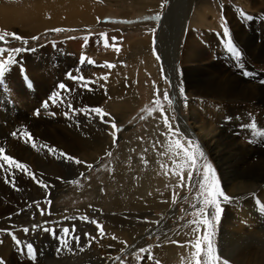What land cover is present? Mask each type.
Segmentation results:
<instances>
[{"label": "rangeland", "instance_id": "1", "mask_svg": "<svg viewBox=\"0 0 264 264\" xmlns=\"http://www.w3.org/2000/svg\"><path fill=\"white\" fill-rule=\"evenodd\" d=\"M83 1L86 3L98 4L101 7L102 11L100 12L105 13L106 15H104L99 19L98 21L99 23L95 22L90 25L83 22H78L77 23L78 25L75 24L76 26L74 24L73 25L68 24V26L59 25L53 27H46L41 31L32 32L31 34H29L28 45H23L21 41H17L9 38V44L7 45L8 47H28L31 49H35V51H26L24 53H21L17 57L19 64L13 66V69L15 67V69L17 70V74L12 79L6 78L7 82L1 89V92L3 93L1 95H7V97L10 100V104L11 105L14 104L13 106L16 108V113L24 109L20 101L22 102V98L27 96L29 99H27L26 101L28 100L30 101L29 108L27 110L25 109L27 111L28 117L30 119L39 121V123L41 122V125L44 126L45 128L46 127L52 128V124H53L54 127L56 126L58 128L62 127V129L65 130L64 128L70 127L72 126V124L74 126L77 124L81 125V122L86 120V118L89 117V115L83 112L70 111V115L74 113L77 116H75L72 120L66 121L65 115L58 113L56 110H54V108L52 109V107H56L58 105V102L53 104L49 100V97L52 95L53 92L60 91L61 96L63 98H66L70 94L71 95L73 94L74 90H72L71 92L62 91L58 89V85L60 83H65L69 89H73V82L76 83H80V82L70 80L67 74L72 73L73 75H77V69L79 68L80 72L84 75L86 79L97 80V83L90 85V87L94 86V88L96 89L102 88L100 87V85L104 84V82H107L106 84L111 87L116 85L115 79L121 75H123L125 78L127 77L126 79L131 78L130 80L129 79L128 80L131 85L130 87H132L131 88L132 92L130 91L129 94L130 96H127L126 98L129 97L135 98L138 104L134 109L129 111L128 115L124 118H122V116H119V114L124 113L123 108L120 107L122 105L120 104L122 101L121 98L118 99L115 98V100H113L112 102L103 103L100 105L95 104L92 105L91 107H83L81 105L74 107L73 109L100 107L105 112L109 113L110 115L106 116L105 120L109 122L115 120L117 127L122 129V131L117 133L116 142L113 145L105 148L101 154L99 153L95 154V156L97 157L95 158V161L89 162L87 161V159H83V161H86L87 164L93 165L91 169H89L85 164H82V167L84 166L86 170L81 169L78 172H74L75 170L72 171L70 170V172L66 171L69 174L68 178L66 176H64L63 178L62 176L59 175V177L57 178L58 183H60L59 186H56L55 182L51 181L49 174H46L44 170L40 171L38 169H35L33 165L32 167L29 166L31 169H33V172L36 173L37 178L44 180L47 184L50 185V187L46 190L43 187L39 186V184H37L36 181L33 180L31 177H29L27 174H24L25 177L27 178V181L28 182L30 181L28 184H26L28 194L30 196L31 191H33L34 194L32 197L30 196V199L32 198V200L30 201L29 206H27V208L25 209V212L27 213V215L24 218L25 223L24 222L17 223L19 224L17 225L15 224V222L10 221L11 218L15 219L16 217H20V215L23 214L22 209H18L14 211H12L11 209L10 210L6 209V211L4 212L5 213L4 219L9 220V222L5 223L4 225V223L0 220V229L8 228L7 230H14L15 234L18 235L17 236L18 238L26 242L33 243L38 250L37 261H40V259H42V261H45L46 259L53 258L52 256H55L56 258H61L60 256L65 257L66 253H70V251H68L67 249H61L59 240L53 237L50 233L44 232L40 228L32 230V225L38 222L36 225H40L42 227L56 228L57 235H60L61 227L68 226L69 228H71L72 225H75L76 234L80 236V240L79 242H76L75 240H72L71 237H69V240L71 241V249L75 250L74 253L79 252L82 255H85V253L83 252L86 251V247L89 245L88 244L89 237L86 236L85 233H89V234L94 233L92 234V236H96L97 239L95 241H92L90 245L92 247L97 246L98 250L101 252L102 255V257L98 258L96 261L102 262L104 260H108L110 261L108 264H120V261L113 259L116 256H120L121 259L124 260L125 264H138L137 260L135 259L134 253L137 252L139 248L147 247L149 244H151L153 245L152 255L154 257V260H148L147 253H145L142 254L145 257V259L140 261L139 264H155V260H158L159 264H172L173 257L172 254H170V251L167 249L164 251L162 250L163 245H169V244L171 245V243L166 242V237L162 238L161 235H159V233L157 232L154 233L155 230L154 232L149 231L151 233H144L145 239L148 241V243H142L141 242L142 237L140 236V234L138 235V232L134 231L133 229H132L133 231H131L129 230L130 228L126 229L127 231L121 232L118 229L114 228L112 226L113 224H110L109 220H104L102 217H100V215H95V212L97 209H102L106 211L110 210L112 206L116 203L117 199L122 198L124 196H126L125 198L127 200V203L130 204L136 201L137 199H140L141 196L139 195V193H141L142 190L138 188L139 181H141L142 179H143L142 181H144L146 176L147 177L156 176L161 174L162 171H164L162 168L161 169L154 168L155 166L154 163L158 159L159 161H163V160L165 161L166 159L168 165L171 166L172 163L171 159L168 156L160 155V153L166 151L165 145L168 143V138L164 134L166 133L167 129L163 124L161 114L157 111L149 115L146 109L154 106L153 101L156 99V94H155L156 90L160 89L161 90L160 99L165 106V112L167 113L170 119L172 118L173 115L175 116V120L172 121L173 124L175 122L174 125L179 124L178 121L180 119L181 114L183 115L189 114V109L184 104V98L182 97V100L179 102L178 101L179 98L177 97L176 91L174 90V87H176L175 84L178 85V87L180 86V84L179 81L177 82L178 70H176L175 67L176 61H172L173 58L175 57L176 52H178L177 49L179 48V51L182 50V43L184 42L186 37H188V34L191 33L193 37L195 36L194 38H197L198 36L200 39L202 37L206 38V40L207 38L209 40L215 39V49L211 50L212 54L213 55L215 54L214 60L215 58H217L216 56L222 58L224 64L232 68L233 70L235 69L236 73L237 74L239 73L240 77L248 79L249 81L252 82L255 80L256 81L264 80L263 79L264 70L262 69L260 70L257 64H253L250 62L245 63V59L248 60L247 58L244 57L245 59L242 61L241 58L237 59L231 52L227 50L225 46L226 37H224L223 35V28H222V24L226 19L233 42L239 47L241 52L244 51L243 46L235 36L233 22L231 19L232 17H230L228 14L229 11L232 13V15L236 14L237 16H239L238 21L240 25H242L243 27L247 26L249 29L251 28L253 32H255L254 34L257 36L258 43H262L261 40L264 33V8L262 7L260 8V5L254 7V5L251 3L248 9L247 4H245L241 0L240 1L239 0H205V5L207 7L204 6L202 12H199V10L201 11V8L200 9L198 8L200 0H185V1L175 0L174 5L172 6L173 10L171 9L172 20L170 23L166 24L165 37H167L168 35V37L166 38L167 41L165 43V37H164L162 42L159 43L158 38L161 30V27L159 25L160 22L165 18L164 15H166V10H167V8L164 7H167L169 4L168 2L171 0H167L166 4H165V0H149V2L148 0H146V2L144 0H122V1L121 0H117V1L116 0H109V1L83 0ZM141 3L144 5L142 6ZM162 4H164V7H161ZM23 5H25V2L16 4L17 7ZM140 9L142 10V12ZM195 11L197 12V14L195 13ZM157 13L162 14L159 20L144 19V17L146 16H155ZM242 13H244L247 16H251L252 19L251 20L246 19L245 15H242ZM42 16L44 18L49 19L48 17L51 15L45 14ZM207 17L209 18V20ZM202 18L203 20L206 18L204 20L205 22L202 21ZM197 20H199V24ZM122 21H131V23H123ZM35 22L36 20L32 19L31 21H29L28 24H26L25 27L23 26L21 27L20 25H19L20 27L14 25L13 26L18 28L19 30H23V29L28 30ZM171 23L172 24L174 23V25H172ZM205 23L206 25H204ZM83 24H85L86 26ZM61 26L62 29H66V31H61V32L50 31L51 29L61 28ZM152 28H155L154 34L151 31H149V29ZM179 28L182 30H179ZM0 30H6L10 32L13 29L4 26L3 21H0ZM15 33L24 37L22 33L19 32H15ZM100 33L107 34L109 46L108 47L104 46L103 48L104 50H94L95 54L91 53L90 50L92 44L91 41L95 37H99L102 42ZM148 34L153 35L152 39L150 41L147 42L142 41L140 43L139 40L147 38ZM32 36H38L40 37V39L33 41L31 40ZM176 36L179 37L177 38ZM112 37L117 38L115 42V47L112 46L114 43L111 39ZM82 38H84V40L83 43H81L79 50L74 48L72 49L70 46H68V42L76 41L79 39L82 40ZM172 44L173 46H171ZM96 46L98 47V45ZM96 46H94V48H97ZM116 47L120 49L119 52L115 50ZM160 50L163 51L164 53L161 52ZM169 51L172 53H169ZM81 55H85L88 58L94 60L95 64L85 63L84 65H81L80 64ZM157 55L159 56V59H157ZM31 56H33V58H31ZM74 56L77 57L75 58ZM36 57L37 58L42 57L45 60L48 58L46 64L44 66L37 65L36 64L37 61L36 62L34 61L36 60ZM66 58L68 59L66 60ZM168 60L170 61L169 63ZM105 62H108L109 64H114L115 67L111 69L101 67L100 65H103ZM131 63H133V65ZM241 63H243V67H241ZM30 65L36 67L38 69V72L41 71V73H44L50 82L52 81L50 84L51 86H53V89L51 87L50 91L47 93L48 97L46 95L45 97H40L37 95V87L35 86V81L32 75L30 74V67H31ZM247 65L250 67L251 70H248L249 67L247 68ZM171 66L173 69L171 68ZM87 68L89 69V71ZM172 70H174V72ZM24 72L29 74L33 79V87L30 88L24 82V79L22 77V73ZM123 72L124 73L128 72V73L123 74ZM245 72H249L251 73V75H245L244 74ZM104 75H108L107 81H104L103 79H97L103 77ZM166 76H167V82L164 78ZM162 82H164L165 85ZM131 83L134 84V86ZM92 88L93 87H91V89ZM163 89H167L169 91V94L171 93L170 96L174 100L172 109H169L167 107L166 102L163 100ZM135 95L137 96L139 95V97ZM174 98L175 99L178 98V99L175 100ZM141 100H143V102ZM45 101H49V107L47 109L42 107ZM31 103L33 104L32 106ZM60 103L61 102H59V104ZM65 105L66 104L63 103L64 106L63 108L66 107ZM116 106L119 107L117 108ZM236 108L242 111V114L244 115L242 114L241 115L243 117H252L257 115L256 113L257 111L254 112V111L245 110L247 112H244L241 108L239 107ZM37 109H39L41 113L39 116L35 115ZM235 111H237L235 108L232 109L231 117L238 115L234 113ZM52 113H55V115H52ZM91 117L95 119L97 122H93L90 118L89 119L87 118L89 124L94 125V123L95 124L100 123L101 125L108 126V128L111 129L110 123L102 122L99 119V117H97L95 114H91ZM141 117H144V119H141ZM231 117L230 119H233ZM15 118H16L15 122H17L18 124L19 118L17 116ZM254 120L256 125H259L260 124L259 122L264 123V118L261 119L255 118ZM157 125H159L158 130L154 128ZM178 126L180 128V131L182 132L180 125ZM111 132L112 130L109 132L107 131V134L111 136L110 135ZM195 140L198 141L199 144L202 146L201 139H195ZM241 140L245 142V140L247 139L244 137L241 138ZM250 143H253L255 147L257 146V148L262 146V142L260 138H257L256 140ZM1 144L2 143H0V146H2ZM55 148L58 150V153L59 152L67 153V151L62 149L59 145H56ZM203 150L206 153L208 161H210L212 165L215 167L217 176L220 181V185L222 187L225 177L223 172L221 171L219 163L217 162L216 159L213 158L212 153L208 149L203 148ZM108 152H111L112 155L108 156L107 155ZM68 155L74 156L73 154H68ZM52 156L59 158V160L62 163L72 162L59 156V154ZM74 157L77 158V156ZM142 157L143 160L148 161L147 164L143 163ZM80 160L82 159L80 158ZM60 169L62 170L60 171ZM63 172L65 173V170H63V168L60 167L59 164V173H63ZM81 173H83V175H81ZM118 176L121 177L119 178ZM167 176L169 177L170 173ZM173 178H174L173 185L169 184V180H166V182L164 183L166 184L167 187L164 188L165 187L164 186L161 191L168 192L173 190L179 193V197L176 203L177 213L175 214L173 213L172 216L171 214L169 215V213L167 214L168 215L167 219H169V223L171 224V229L174 232L175 230L179 229L181 225L186 223L188 219L192 218L190 213L194 211V209L191 207V205L193 203H196L194 197L196 191L198 190L196 184V180H198L197 179L198 177H194V183L192 185L191 191H189L187 188H176L175 186L179 178L175 176H173ZM185 179H187V172H185ZM76 180H79V184L72 183V181H76ZM65 181H67V183ZM157 192H160V190H158ZM184 197H187V199H184ZM13 199L14 201H16V198L14 196ZM47 200H51L52 202L51 205L46 203ZM35 202H39V207ZM90 205L91 207H89ZM52 206L53 207L56 206L58 210L55 209L56 210L55 211L54 209H52ZM222 206L224 208V211L221 215L220 222L217 225V231L215 237L217 244H219L218 242H220V230L226 212V204L224 203ZM129 207L133 208V206L131 205H129ZM41 208L46 209V211H49L51 214L41 215L40 214ZM90 209L91 211L93 210L94 214L90 211ZM161 213H163V210L161 208H156L154 211V215L156 214L158 215ZM185 213H188L189 215H185ZM85 214H87L90 218L96 219L97 221H99L104 225V229L106 233L104 237L99 236L96 230V226L94 224L81 221L79 219L76 220L64 219L65 216L80 217L81 215H85ZM260 214H261L260 217L262 218L261 220L264 223V214L262 213ZM181 216H184V220L179 219ZM150 218L153 219L152 217H148V219ZM42 219H46L45 221H47L48 223L46 224L43 223ZM141 222L144 221L141 220ZM91 225H94L95 227L93 228L91 227ZM21 226L23 228L28 227L30 231L28 233H24L22 231ZM187 231H189V229L184 228L181 230L180 236H174L173 232H171L167 237H170L171 239H176L180 243H183L184 240L186 239L183 233ZM113 235L116 236L117 239L113 240L112 239ZM0 236H1L0 241L1 239L3 241L2 244L0 243L1 245H3V246L0 245V248L1 247L3 248L5 246L4 249L7 248L6 250H8V256H7L0 249V254H1L0 258L5 257V259H3L5 261V264H9V263L14 264V262H12L10 259L11 257H9L11 253L17 264H19L20 262L21 263L33 262L30 259H28L24 253L21 252V248L16 245V243L12 240L11 236L8 235L7 232H3L2 234L0 233ZM133 237L134 238L136 237L135 240ZM121 241H126L127 243L122 244ZM12 245H14V247ZM110 245L111 247H109ZM172 246L178 247V245H174V244H172ZM10 247L13 248L11 249ZM46 248L48 252L46 251ZM58 249L60 250L58 251ZM9 250L12 251L10 252ZM223 256L229 259L225 255ZM16 259H18V261ZM91 260L89 262H91ZM230 264L233 263L230 261Z\"/></svg>", "mask_w": 264, "mask_h": 264}, {"label": "bare ground", "instance_id": "2", "mask_svg": "<svg viewBox=\"0 0 264 264\" xmlns=\"http://www.w3.org/2000/svg\"><path fill=\"white\" fill-rule=\"evenodd\" d=\"M144 1L146 2V0ZM241 1L247 4V8L250 7L251 3L254 5V7L260 5V8H264V0ZM21 2H25V5L17 7L16 4H20ZM168 3V6L166 5L167 7H164L167 8L166 15H164L165 18L160 22L159 25L161 27L160 35L158 38L159 43L162 42L166 35V24L170 23L172 20L171 9L175 3V0H171ZM141 5L143 6L144 4L141 3ZM204 6H206L205 0H200L198 8H201V11L199 10V12H202ZM100 11L102 10L98 4L86 3L83 0H0V21H3L4 26L13 29L10 32L22 33L25 38H28L29 34H31L32 32L41 31L46 27L59 25L68 26V24L75 25L78 22H83L90 25L95 22L99 23V20L97 18L100 19L101 17L106 15L105 13H102ZM195 13L197 14L196 11ZM45 14L51 15L48 17L49 19L42 16ZM228 14L230 17H232L231 19L233 22L235 36L244 49V51L241 52L242 61L247 58L249 61L245 59V63L250 62L253 64H257L260 70H264V33L262 32V43H258L257 36L254 34L255 32H253V30L251 28L249 29L247 26L246 29V27L240 25L238 21L239 16H237L236 14L232 15V13L229 11ZM32 19L36 20V22L28 30H19L18 28L14 27H25L26 24H28ZM204 20L202 18V21ZM197 21L199 24V20ZM172 25H174V23ZM204 25H206V23ZM179 30L182 29L179 28ZM152 37V34H148L147 38L139 41L140 43L142 41L147 42L150 41ZM167 37H165V43L167 41ZM194 37L191 33L188 34V37H186V39L182 43V50L179 51L178 48V52H176L174 57L175 60L174 58L172 60L176 61L175 67L176 70H178L177 82L179 81L180 86L182 85L185 89V95L187 96V107L189 109L188 115H180L178 125H180L181 130L185 134V136L193 139H201L202 147L204 149H208L212 153L213 158L216 159L219 163L221 171L223 172L225 177L224 183L222 184V189L228 196L233 198L230 202L225 203L226 212L221 225L220 242H218L219 244H217L219 251L223 255L228 257L229 261H231L233 264H264V223L262 222V218L260 217V213L264 214V207H262V202H264V139H261L258 136H254L253 130L247 127L250 122L255 121V118H264V78L262 79L263 81L255 80L252 82L248 79L240 77L239 73L237 74L235 69L233 70L232 68L224 64L222 58L216 56L217 58H215L214 60L215 54L213 55L211 50L215 49V39L209 40L207 38L206 40V38L204 37H202L201 39L198 36L197 38ZM83 40L84 38H82V40L79 39L76 41L68 42V46H70L72 49L74 48L79 50V47L81 43H83ZM91 42V53H94V50H104V44L101 42L99 37H95ZM96 45H98V47ZM94 46H96L97 48H94ZM171 46H173V44ZM169 53L172 52L169 51ZM42 57H36V60H34L35 62L37 61L36 64L39 66H44L48 59L47 58L45 60ZM31 58H33V56H31ZM67 59L68 58H66V60ZM169 62L170 61L168 60V63ZM133 63L131 64L133 65ZM248 67L249 66L247 65V68ZM248 70H251L250 67L248 68ZM172 71L174 72V70ZM125 73L123 72V74ZM16 74L17 70L14 67V69L12 68L11 72L7 74V79L14 78ZM30 74L35 81V86L37 87V95L40 97H45V95L47 96V93L50 91L51 87L53 89V86H51L50 84L52 81L50 82L47 79L46 75L44 73H41V71L38 72V69L33 65L30 67ZM126 78L123 75L118 76V78L115 79L116 85L112 87L107 85V82H104L103 85L105 87L103 88L96 89L94 88V86H91L93 87L91 91L81 87L80 83L73 82V94H70L66 98H63V103L66 104V107L63 108V103L59 104L58 102V105L56 107H52V109L54 108V110H56L58 113L64 115L65 111L69 109V104L72 105V108L79 105L83 107H91L95 104L100 105L103 103H109L115 100V98H121L122 101L120 104L122 105L120 107L123 108L124 113L119 114V116H122V118H124L128 115L129 111L134 109L138 104L135 98H126L127 96H130L129 94L132 88L130 87L131 85L129 82L131 78H128L129 80ZM132 85L134 86V84ZM175 86L176 87H174V90L176 91V95L179 98L178 101L180 102L182 100V96L179 94L178 85L175 84ZM1 89L2 87H0L1 145L6 148L7 154L13 155L22 163H26L30 167H32L33 165L35 169H38L40 171L44 170L46 174H49L51 181L55 182L56 186L60 185L57 180L59 175L63 178L64 176L68 178L69 174L66 171L70 172V170H75L74 172H78L81 169H85V167H82V164H74L73 162L62 163L59 158L52 156V154H49L47 150L42 149L38 151L31 147L30 143H25L22 138H19V134L18 137H12L10 134L13 131L27 128V130L31 132L32 137L35 139L38 145L47 144L52 147H56V145H59L62 149L67 151L68 154H73L74 156H77V158H81L82 160L87 159V161L89 162L95 161V158H97L95 154H101L105 148L114 144L112 136H109L107 134V131L109 132L112 129H109L108 126H103L100 123H94V125L89 124L87 118H90L93 122H97L91 117V115H89L86 120L81 122V125L77 124L74 126L72 124V126L64 128L65 130H63L62 127H54L53 124L52 128H45L41 125V122L39 123V121L30 119L28 117L26 110L30 106V101H26L27 99H29L27 96L22 98V102L20 101L24 109L16 113V108L13 106L14 104H10V100L7 95H1L3 94L1 92ZM137 97H139V95ZM141 101L143 102V100ZM32 105L33 104L31 103V106ZM116 107L118 108L119 106ZM232 107L237 110L234 112L235 114H238L237 116L231 117L232 109H234ZM236 107L241 108L244 112L257 111V115L252 117H243L242 115L244 114H242V111L238 110ZM67 112L70 113V109ZM16 116L19 118L18 124L17 122H15ZM70 116L71 117H66L65 120H72L77 115L72 113ZM230 117L233 119H230ZM259 123L260 124L257 125V127L261 130H264V123ZM158 126L159 125L154 128L158 130ZM244 137L247 139L245 140V142L241 140V138ZM257 138H260L262 142V146L258 148L257 146L255 147L253 143H250ZM163 161H159L158 159L154 163V168L161 169L162 163L168 165L166 159L164 162ZM59 164L60 167L65 170V173L63 172L64 174L59 173ZM61 170L62 169H60V171ZM24 174L25 173L19 171H14L15 187H13V184L11 182L12 174L0 170V220L4 223V225L5 223L9 222V220L4 219V212L6 211V209H11L12 211L18 209L23 210V214L20 215V217H16L15 219L11 218L12 220L10 219V221L15 222V224L24 222V218L27 215L25 209L27 208V206H29L30 201L32 200V198L30 199V196L32 197L34 194L33 191H31L29 196L26 184H28L30 181H27V178ZM118 177L120 178L121 176ZM142 180L139 181L138 187L140 190H142L141 193H139V195L141 196L140 199H137L130 204L127 203V200L125 198L126 196L118 198L116 203L110 210L107 209L108 211H106L97 209L95 215H100V217H102L104 220H109L110 224H113L112 226L121 232L127 231L126 229L129 228V230L131 231L134 230L138 232V235L140 234V236L142 237L141 242L148 243V241L145 239L144 233H151L149 231L154 232L155 230L154 233L157 232L159 233V235H161L162 238H165V233L168 236L171 232H173L171 229V224L169 223V219H167V214L169 213V215L171 214L172 216L173 213H177V206L176 204H173L171 202V198L174 192L173 190L168 192L161 191L164 186V188L167 187L164 183L166 182V180H169V184L173 185L174 178L171 174L168 177L164 174V171H162V173L159 175L149 177L146 176L145 180ZM65 182L67 183V181ZM158 190H160V192H157ZM13 196L16 198V201H14ZM129 205L133 206V208H130ZM156 208H161L163 210V213L154 215V211ZM52 209L58 210L56 206H52ZM91 212L93 213V210ZM148 217H152L153 219H148ZM42 220L43 223L46 222V219ZM141 220L144 222H141ZM157 220H161V223L159 225L154 223ZM91 227L94 228L95 226L91 225ZM21 228L23 227L21 226ZM16 236L18 235L16 234ZM12 246L14 247V245ZM4 247H1L0 249L8 256V250H6L7 248L4 249ZM96 248L97 246L92 247L91 245H88L86 247V251L83 252L85 253V255H82L79 252L74 253L75 250L72 249L70 253L65 254V257L60 256L61 258H56L55 256H52L53 258L46 259L45 261H42V259H40V261L37 262H20L19 264H108L110 262L108 260H104L102 262L96 261L98 258L102 257L101 252L98 250V248ZM162 248L163 251L167 249L170 251V254H172V264H181V256L186 255V250L179 246L174 247L172 246V244H169L163 245ZM46 251L48 252L47 248ZM9 257H11L10 259L12 262H14V264H17L12 253ZM2 259H5V257ZM16 260L18 261V259ZM90 260L91 262H89Z\"/></svg>", "mask_w": 264, "mask_h": 264}, {"label": "snow or ice", "instance_id": "3", "mask_svg": "<svg viewBox=\"0 0 264 264\" xmlns=\"http://www.w3.org/2000/svg\"><path fill=\"white\" fill-rule=\"evenodd\" d=\"M167 0H165V4ZM164 7V4L161 5ZM161 13H157L155 16H146L144 17L145 20H159ZM242 15H245L242 13ZM246 19L251 20V16L245 15ZM99 20V18H97ZM123 23H131V21H122ZM223 28V35L226 37L225 46L229 52H231L237 59L241 58V51L239 47L233 42L231 38L230 29L228 27L226 19L222 24ZM50 31L54 32H61L66 31V29L62 28H55L51 29ZM153 34L155 33V28L149 29ZM102 38V42L105 47H108V39L106 33H100ZM9 38L17 41H21L23 45L29 44V39L18 35L15 32H9L6 30H0V87H3L6 84L7 74H9L13 68L19 64L17 57L26 51H35V49H31L28 47H8ZM40 37L32 36L31 40H39ZM113 43V47H115L116 37L111 38ZM117 52L120 51L118 47L115 48ZM7 54V55H5ZM157 59L159 56L157 55ZM85 63L88 64H95V61L88 58L85 55H81L80 57V64L84 65ZM101 67L105 68H114V64H109L105 62ZM241 67H243V63H241ZM245 75H251L249 72H245ZM70 80L79 81L81 87L91 91L90 85L97 83V80H89L84 77V75L80 72V69H77V75H73L72 73L67 74ZM103 79L104 81L108 80V75H104L103 77L97 78ZM167 82V77H165ZM28 86H31V81H28ZM100 87H105L103 84ZM58 89L62 91L71 92L72 89H69L65 83H60L58 85ZM106 90V89H105ZM160 89L156 90V99L153 101V107L147 108L146 111L151 115L154 112H159L162 117V121L164 126L166 127L167 131L164 133L168 138V143L165 145L166 151L160 153L161 156H168L172 163L171 166L167 164H161V168L164 170V174L168 175L169 173L172 176L178 177V182L176 184V188H187L191 191L192 185L194 183V177H198L197 184V191L195 193V201L191 207L194 209L190 213L191 219H188L186 223L180 226L179 229L173 232L174 236H180L181 230L184 228L189 229V231L184 232L183 235L186 237L183 243H180L176 239H171L170 237L166 236V242L171 243L174 245H178L181 248L186 250V255L181 256V264H230L229 259L225 258L223 254L219 251L217 243H216V231L217 225L220 222L221 215L224 211L223 204L226 202H230L233 198L228 196L222 189L220 185L219 178L216 173L215 167L212 165L210 161H208L206 153L204 152L202 146L193 138L185 136L183 132L180 131L178 125H174L172 121L175 120V116L173 115L170 119L167 113L165 112V106L161 102L160 99ZM179 94L184 98V104L187 106V96L185 95V89L181 85L178 88ZM49 100L55 104L57 102L63 103V97L61 96L60 91L53 92L52 95L49 97ZM163 100L166 102L167 107L169 109L173 108L174 100L170 96L169 91L167 89H163ZM43 108L47 109L49 107V101H45L42 105ZM70 111H77L83 112L87 115L95 114L99 119L104 123H110V127L113 130L110 135L113 138V143L116 142L117 133L122 131L121 128L117 127L115 120L107 121L105 120L106 116L110 114L105 112L100 107H92V108H82V109H73L72 105H68ZM144 111V110H142ZM40 110L37 109L35 115L39 116ZM55 115V113H52ZM64 115L66 117L70 116L69 112H65ZM144 119V117H141ZM248 128L253 130V135L258 136L261 139H264V130H261L257 127L255 121L250 122L247 125ZM22 138L25 143H30L31 147L36 150L46 149L52 155H57L63 157L66 160L72 161L75 164H85L89 169L93 167L91 164H87L85 161L80 160L74 156L68 155L64 152H59L55 147L49 146L47 144H40L38 145L35 139L32 137L31 132L27 130V128H22L17 131H13L10 135L12 137ZM108 156H111L112 153L108 152ZM143 160V157H142ZM143 163L147 164V160H143ZM0 170H3L6 173L12 174V184L15 187L14 182V171H19L22 173L27 174L33 180L36 181L44 189H48L50 187L44 180L38 179L36 173L29 167L28 164L22 163L20 160L16 159L13 155H9L6 153V148L0 146ZM185 172H187V179H185ZM83 175V173H81ZM72 183L79 184V180L72 181ZM179 197L178 192H173L171 202L173 204L177 203ZM187 199V197H184ZM39 207V202H35ZM47 204L51 205V200L46 201ZM91 207V205L89 206ZM262 207H264V202H262ZM41 215H50L49 211L46 209H40ZM185 215H189L185 213ZM65 220H76L79 219L81 221H85L96 226V230L99 233L100 237L105 236V229L104 225L97 221L94 218H90L87 214L81 215L80 217H64ZM180 220H184V216L179 218ZM45 223H48L47 221ZM154 223L159 225L161 220H157ZM40 228L42 231L50 233L53 237L57 238L60 242L61 249H67L71 251V241L75 240L79 242L80 236L76 234V226L72 225L71 228L68 226H63L60 228V235H57V229L52 227H42L40 225L34 224L32 229L35 230ZM24 233H28L30 229L28 227L22 228ZM7 232L8 235L11 236L12 240L16 243L18 247L21 248V252L24 253L28 259L35 262L37 261L38 257V250L33 243L26 242L18 238L14 232V230H7V229H0V233ZM86 236L89 237V245L92 241L97 239L96 236H92L89 233H85ZM113 240L117 239L116 236L113 235ZM3 241H0L2 243ZM122 244H126V241H121ZM23 246V247H21ZM111 247V245L109 246ZM152 248L153 245L149 244L147 247H141L137 252L134 253L135 259L137 260L138 264L140 261L144 260L145 257L142 254L147 253L148 260H154L152 255ZM60 249H58L59 251ZM83 250V249H81ZM113 259L120 261V264H125L124 260L121 259L120 256H116ZM0 264H5V261L0 258ZM155 264H159L158 260H155Z\"/></svg>", "mask_w": 264, "mask_h": 264}]
</instances>
